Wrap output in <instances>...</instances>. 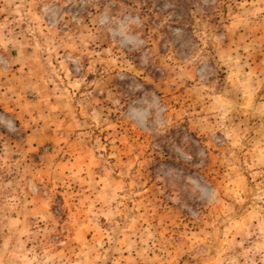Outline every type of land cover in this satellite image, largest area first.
Here are the masks:
<instances>
[{"label":"rangeland","instance_id":"rangeland-1","mask_svg":"<svg viewBox=\"0 0 264 264\" xmlns=\"http://www.w3.org/2000/svg\"><path fill=\"white\" fill-rule=\"evenodd\" d=\"M187 1L0 0V264H264V0Z\"/></svg>","mask_w":264,"mask_h":264},{"label":"trees","instance_id":"trees-1","mask_svg":"<svg viewBox=\"0 0 264 264\" xmlns=\"http://www.w3.org/2000/svg\"><path fill=\"white\" fill-rule=\"evenodd\" d=\"M172 3H173V1H174V6H177V7H180V6H182V5H185V4H187V0H170ZM151 3V2H150Z\"/></svg>","mask_w":264,"mask_h":264}]
</instances>
